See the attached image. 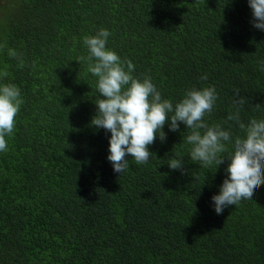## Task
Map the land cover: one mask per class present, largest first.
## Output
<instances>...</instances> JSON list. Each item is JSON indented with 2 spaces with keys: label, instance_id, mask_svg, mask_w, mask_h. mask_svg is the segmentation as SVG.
Masks as SVG:
<instances>
[{
  "label": "trees",
  "instance_id": "1",
  "mask_svg": "<svg viewBox=\"0 0 264 264\" xmlns=\"http://www.w3.org/2000/svg\"><path fill=\"white\" fill-rule=\"evenodd\" d=\"M248 0H7L0 4L4 82L21 89L7 152H0V264H264V186L217 215L211 197L224 165L190 159L184 125L149 146L145 165L129 156L119 177L107 160L110 133L90 126L97 78L79 63L82 38L106 28L107 47L150 75L162 98L215 86L210 119L228 121L235 90L241 121L264 118V31ZM207 75V80L201 77ZM230 147V146H229ZM186 171L170 170L169 157Z\"/></svg>",
  "mask_w": 264,
  "mask_h": 264
},
{
  "label": "clouds",
  "instance_id": "2",
  "mask_svg": "<svg viewBox=\"0 0 264 264\" xmlns=\"http://www.w3.org/2000/svg\"><path fill=\"white\" fill-rule=\"evenodd\" d=\"M251 9V23L254 28L264 31V0H248ZM111 35L106 28H100L95 35H85L83 45L86 56L78 57L79 63L87 64L88 71L97 78L96 88L101 98L95 102L96 111L90 126L110 133L107 160L113 171L124 174L130 167L129 156L137 165H145L153 154L149 146L157 139L166 141L169 131L177 132L184 125L188 134L183 137L190 146V159L201 167L227 166L219 192L211 197L217 215L229 206H236L242 200H252L255 191L264 186V118H252L245 124L240 112L248 103L239 96L231 101L228 121H234L243 135L233 137L221 123L210 124V119L218 100L215 86L185 90L183 97L173 102L162 98L150 75H133L135 65L131 60L121 59L107 47ZM7 49V55L18 61L17 67H25L23 55L7 42L0 43V51ZM264 72V60L257 61ZM7 70L0 71V152L8 151L6 137H11L24 100L21 89L4 80ZM207 75L201 77L207 80ZM230 146V147H229ZM180 154L169 157L170 170L186 171Z\"/></svg>",
  "mask_w": 264,
  "mask_h": 264
},
{
  "label": "rangeland",
  "instance_id": "3",
  "mask_svg": "<svg viewBox=\"0 0 264 264\" xmlns=\"http://www.w3.org/2000/svg\"><path fill=\"white\" fill-rule=\"evenodd\" d=\"M7 0H0V4H6Z\"/></svg>",
  "mask_w": 264,
  "mask_h": 264
}]
</instances>
